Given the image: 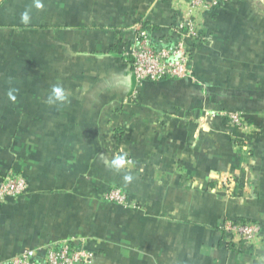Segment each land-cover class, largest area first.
Wrapping results in <instances>:
<instances>
[{"label":"crops","instance_id":"0c3cea01","mask_svg":"<svg viewBox=\"0 0 264 264\" xmlns=\"http://www.w3.org/2000/svg\"><path fill=\"white\" fill-rule=\"evenodd\" d=\"M175 2L0 0V178L22 167L33 186L0 204V264L72 236L85 264H264V2L200 18L193 77L139 83L125 47L137 25L168 38ZM56 84L68 100L49 105ZM115 183L135 206L106 198ZM226 218L261 237L229 242Z\"/></svg>","mask_w":264,"mask_h":264},{"label":"built area","instance_id":"2783aa9c","mask_svg":"<svg viewBox=\"0 0 264 264\" xmlns=\"http://www.w3.org/2000/svg\"><path fill=\"white\" fill-rule=\"evenodd\" d=\"M176 22L171 28L174 38H157L141 25L136 26L132 42L125 47V54L132 62L136 80L159 82L163 79L193 77L191 41L198 38L202 26L200 18L221 8L225 0H175ZM223 117L231 126L245 129L246 117L239 111H210L209 117ZM231 180V179H230ZM229 185L227 181H223ZM28 181L22 172L10 170L0 178V204L16 199L28 191ZM108 200L124 206H135L128 193L118 187L106 189ZM222 229L229 242L238 245L253 243L262 235L258 220L226 218ZM93 253L81 237H67L40 247L26 248L2 264H85Z\"/></svg>","mask_w":264,"mask_h":264},{"label":"clouds","instance_id":"9594fccd","mask_svg":"<svg viewBox=\"0 0 264 264\" xmlns=\"http://www.w3.org/2000/svg\"><path fill=\"white\" fill-rule=\"evenodd\" d=\"M35 7L36 8H42L43 4L41 3V0H35ZM31 16H30V9L26 10L21 15V22L24 24H28L30 22ZM14 90H10L8 92V96L12 101L16 100V96L13 94ZM68 100L67 93L62 85L56 84L52 86L51 93L47 98V103L49 105H55L57 103H64ZM126 163H128L125 159V156L118 155L112 160V164L117 168H123L126 166ZM124 179L126 181H130L132 179L131 176H125Z\"/></svg>","mask_w":264,"mask_h":264},{"label":"trees","instance_id":"16d2710c","mask_svg":"<svg viewBox=\"0 0 264 264\" xmlns=\"http://www.w3.org/2000/svg\"><path fill=\"white\" fill-rule=\"evenodd\" d=\"M219 9H220V8H219ZM216 11H218V9L215 10V11H213L212 13L207 14V15H211V14H213V13L216 12ZM174 17H175V20H176V15H175ZM145 24H146V23H145ZM146 26H147V28L149 29V24H146ZM155 27H156V26H155ZM149 30H150V29H149ZM151 31H152V30H151ZM160 37L169 40V39L174 38V35L171 33V35H170L168 38H167V37H164L163 35L160 36ZM160 37H157V38H160ZM170 37H171V38H170ZM163 80H164V79H163ZM13 170H15V171H19V172H22L23 175L26 177V179H27V181H28V184H29L28 191H27L25 194H23L22 196H20L19 198L28 195V193L32 190V187H33V186H32V180H31V178H30L29 175L26 173V171L24 172V170L22 169V167H20V168L15 167V168H13ZM112 185H114V186H118V187H120V188L123 189V186H121V185L118 184V183H115V184H112ZM112 185H109V187H111ZM109 187H108V188H109ZM108 188H107V189H108ZM19 198H16V199L10 198L6 203L10 202L11 200H18ZM6 203H4V204H6Z\"/></svg>","mask_w":264,"mask_h":264},{"label":"rangeland","instance_id":"374dc122","mask_svg":"<svg viewBox=\"0 0 264 264\" xmlns=\"http://www.w3.org/2000/svg\"><path fill=\"white\" fill-rule=\"evenodd\" d=\"M263 2H264V0H263ZM19 75H22V72L21 73L20 72H17V77H19ZM112 186H114V185H112Z\"/></svg>","mask_w":264,"mask_h":264}]
</instances>
